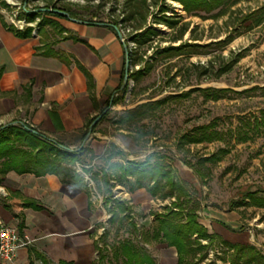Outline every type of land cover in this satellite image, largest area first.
Masks as SVG:
<instances>
[{"label":"rangeland","instance_id":"obj_1","mask_svg":"<svg viewBox=\"0 0 264 264\" xmlns=\"http://www.w3.org/2000/svg\"><path fill=\"white\" fill-rule=\"evenodd\" d=\"M161 1L166 9L160 11ZM126 0H1L2 13L12 27L20 30H40L45 36L52 34L55 40L63 36L56 16L50 13L64 4H71L81 10V18L115 24L126 37L130 51H137L140 58L130 64L132 75L125 91L113 93L114 104H102L101 110L107 114L98 123L86 141L80 136L87 125L77 130V136L63 140L71 148L81 144H92L95 156L84 154L78 160L67 159L63 168H71L73 174H79L90 189L96 204V236L99 240L102 258L96 254V264H120L114 255L117 240L131 237L145 247L159 264H174L176 255L173 248L156 242L153 238L145 239L139 234H131L120 227L118 220L110 222L112 213L109 206L129 210L134 220L141 225V232H152V223L156 214L167 212L173 198H160V194L151 196L144 189L134 193L128 186L111 180L112 192L106 198L107 191L102 182V169H107L111 162L127 160L143 163L152 153L157 154L149 162L170 164L175 177L188 181V189L201 201L198 209L200 219L210 229H222L233 241L250 242L264 253V207L249 204L248 191L264 189V137L255 136L244 142L235 139L213 140L210 142L180 143L183 134H192L198 126L216 122L217 130H235L243 117L254 120L264 109V95L260 90H251L253 86L264 87V24L254 26L249 20L242 22L251 5L247 0L234 5L229 2L226 13L220 17L212 13L204 19L203 15L180 18V23L189 22V28L181 39L175 40L178 27H170L156 16L176 18L177 9L168 0H160L156 5L147 0L149 14L142 28H133V20H124L127 14ZM233 5V6H231ZM159 18V17H158ZM50 21L59 26L54 27ZM151 29L154 32L147 30ZM148 38L146 43L139 41ZM224 39V44L216 41ZM199 44L186 47L183 53L162 57L160 52L167 46L181 44ZM243 52L234 65L224 73L217 75V70L224 62ZM147 66H151L148 70ZM224 88L217 99L206 98L198 88ZM192 90L186 97L169 98ZM168 98L167 102L153 111L151 117L134 124L121 125L116 120L121 115L149 101ZM110 100V101H111ZM94 114V115H95ZM58 137V136H53ZM112 143L124 153L114 152ZM17 148L24 145L16 142ZM221 149L228 152L215 162L203 161L201 178L194 169L198 161L217 153ZM113 151L109 162L106 156ZM79 158V157H78ZM87 169L89 171H85ZM208 170V173H207ZM97 173V174H96ZM72 174V175H73ZM96 174V175H95ZM95 176V177H94ZM131 179V176L129 177ZM133 180V179H132ZM117 198V199H116ZM116 199V200H114ZM127 200L120 204L119 200ZM133 205V206H132ZM118 216L123 213L119 211ZM178 219V218H177ZM186 217H182L185 220ZM127 222V221H125ZM230 226L233 230L228 229ZM108 232L107 236H103ZM197 235L195 234L194 237ZM209 242L203 239L202 243ZM226 247L216 241L209 247L208 255L198 264H229L222 262V251ZM198 256V255H197Z\"/></svg>","mask_w":264,"mask_h":264},{"label":"crops","instance_id":"obj_2","mask_svg":"<svg viewBox=\"0 0 264 264\" xmlns=\"http://www.w3.org/2000/svg\"><path fill=\"white\" fill-rule=\"evenodd\" d=\"M168 1L181 6L180 18L181 13L199 16L187 14L180 2ZM240 1L244 0H230L234 5ZM247 3L251 8L246 14L264 6V0ZM225 7L200 15L206 19L215 12L220 17ZM58 20L64 30L57 40L51 33L42 35V28L22 36L4 17L0 0V127L26 124L64 142L77 136L116 90L125 70V50L116 29L107 23ZM249 20L254 26L264 24V19L258 24ZM0 221L30 240L11 264H94L96 204L80 183L56 173L8 169L0 179ZM207 228L230 242L253 244L233 241L222 229ZM158 243L173 248L177 260L173 246Z\"/></svg>","mask_w":264,"mask_h":264},{"label":"trees","instance_id":"obj_3","mask_svg":"<svg viewBox=\"0 0 264 264\" xmlns=\"http://www.w3.org/2000/svg\"><path fill=\"white\" fill-rule=\"evenodd\" d=\"M180 2L187 14L189 15H200L201 12L207 14L211 13L217 8L221 9L230 2V0H174ZM237 2L239 0H233ZM153 4H158L160 0H152ZM159 10L162 12L166 9L165 1H161ZM126 20H133V28H142L147 21L149 14V5L147 0H126ZM51 14L66 18L82 19L81 10L73 7L71 4H64L56 9L50 11ZM204 16V15H203ZM159 17V18H158ZM156 21L161 20L170 27H178V34L174 37L175 40L181 39L185 32L189 28V22H182L180 25V17L169 18L167 16H156ZM252 19L256 24L260 23L264 19V6L258 10L250 12L242 16V21ZM84 20V19H82ZM89 22H96L93 20H86ZM54 27L59 25L50 21ZM109 26L115 28V24H109ZM43 23L40 24V29ZM63 27L59 26V31H63ZM154 32L148 29L147 32ZM16 32L22 36H28L31 34V30H16ZM148 38H144L139 41L140 44L146 43ZM226 40L217 41L218 44H224ZM199 44H181L178 46H167L162 48L160 55L162 57H171L183 53L186 47H194ZM243 56V52L236 54L235 58L224 62L222 66L217 70V75L224 73L229 70L234 63H236ZM140 58L137 55V51H130V64H134ZM151 66H147L149 70ZM129 73V80L131 78ZM124 73L122 75L119 85L113 93L118 91H125L128 87L129 82L121 87L123 83ZM251 90H260L264 95V87L253 86ZM206 98L217 99L221 96L222 92H226L224 88H213L205 87L198 88ZM192 90H188L178 95L169 96V98H181L186 97L191 93ZM112 93V94H113ZM111 94V96H112ZM111 96L105 102L108 105L114 104V99L111 100ZM111 100V101H110ZM168 98L162 100L149 101L133 109L125 111L120 118L116 120V123L121 125L134 124L138 121L151 117L153 111L166 103ZM108 111V110H107ZM101 112L92 117L88 124L87 129L82 135V141H85V136L88 131H95L99 122H101L107 114ZM101 115L100 119L90 126L93 120ZM216 122L204 124L193 129L192 134H183L180 143H196V142H210L213 140H226L235 139L236 141L244 142L255 136L264 137V109L260 110V116L254 120L243 117L240 119L239 125L235 130H217ZM21 141L24 145L22 148L16 147V142ZM116 153L123 154L124 151L119 148L116 144L112 143ZM227 149H221L217 153L210 157H205L198 161L197 167L194 169L195 173L203 178L206 174L202 170L203 161L215 162L220 160ZM84 154H90L95 156L94 150L91 146L81 144L77 148H71L66 143L54 140L45 136L44 134L35 131L26 124L9 125L6 127H0V179L1 176L11 168L30 171L34 173H56L60 175L64 180H72L73 182L80 183L86 187L87 182L82 177L75 173L73 174L71 168H63L62 165L67 159L77 158L78 160ZM157 152L147 156L145 161L148 163H138L127 160L126 162H111L108 164L107 169H102L103 186L108 192L106 198L112 192L111 180L116 179L120 184L128 186V191L133 192L138 188H144L151 196H155L159 193L160 198H173L171 202V208L164 213L156 214L155 220L152 223V232L143 234L141 228L132 216L130 210L116 209L109 206V211L112 213L110 222L115 223L117 220L120 227L124 226L126 231H129L132 235L139 234L142 238L149 239L153 238L156 242L167 243L168 246H173L177 253L176 264H198L199 261L203 260L208 255V248L213 246V243L219 241L220 244L224 245L226 249L222 251V262L225 263L227 260L229 264H264V253L253 244L233 243L230 242L220 235L209 232L208 228L200 222V215L198 209L201 208V201L195 195H192L188 189V181L182 177H175L172 172L170 164L161 165L159 162L150 163L149 160L154 157ZM113 155V151L108 153L106 156V162L108 163ZM79 157V158H78ZM86 172L89 171L84 169ZM208 173V170H207ZM73 174V175H72ZM97 174V173H96ZM95 174V175H96ZM131 176V179L129 178ZM95 177V176H94ZM133 179V180H132ZM246 197L249 199L248 203L260 207H264V189L255 191H248ZM117 199V198H116ZM114 199V200H116ZM120 204H127L128 201L124 199L119 200ZM133 206V205H132ZM122 212L123 215L118 216ZM186 217L182 220V217ZM178 218V219H177ZM127 221V222H125ZM21 234V233H20ZM197 235L194 237V235ZM108 232H104L103 236H107ZM203 239H208L209 242L202 243ZM96 250L97 253L101 254L99 240L96 239ZM113 255L120 260V264H159L156 259L150 255L144 246L138 244L131 237H126L122 240H117L114 245ZM198 255V256H197ZM102 258L106 257V254H101ZM97 260L95 259L94 264ZM50 264V263H46Z\"/></svg>","mask_w":264,"mask_h":264},{"label":"built area","instance_id":"obj_4","mask_svg":"<svg viewBox=\"0 0 264 264\" xmlns=\"http://www.w3.org/2000/svg\"><path fill=\"white\" fill-rule=\"evenodd\" d=\"M37 31L36 28L33 33L35 34ZM123 38L128 44L124 35ZM29 243L30 240L20 234L16 227L0 221V264H11L18 250Z\"/></svg>","mask_w":264,"mask_h":264},{"label":"water","instance_id":"obj_5","mask_svg":"<svg viewBox=\"0 0 264 264\" xmlns=\"http://www.w3.org/2000/svg\"><path fill=\"white\" fill-rule=\"evenodd\" d=\"M115 29L118 33L119 38L122 41L124 50H125V70H124V77H123V83L121 85V87H124L128 82H129V72H130V50L128 47L127 42L124 40L123 38V34L121 33V31L119 30V28L117 26H115ZM101 115H98L92 122L90 129L92 127L93 124H95L99 119H100ZM91 130L88 131V133L85 136V140H87L91 134Z\"/></svg>","mask_w":264,"mask_h":264},{"label":"bare ground","instance_id":"obj_6","mask_svg":"<svg viewBox=\"0 0 264 264\" xmlns=\"http://www.w3.org/2000/svg\"><path fill=\"white\" fill-rule=\"evenodd\" d=\"M181 8V6H179Z\"/></svg>","mask_w":264,"mask_h":264}]
</instances>
